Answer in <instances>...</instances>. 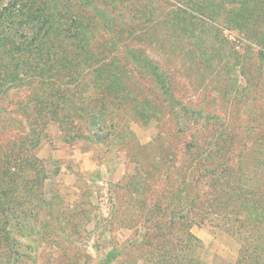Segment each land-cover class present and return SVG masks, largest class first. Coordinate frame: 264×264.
Returning <instances> with one entry per match:
<instances>
[{"label": "rangeland", "instance_id": "rangeland-1", "mask_svg": "<svg viewBox=\"0 0 264 264\" xmlns=\"http://www.w3.org/2000/svg\"><path fill=\"white\" fill-rule=\"evenodd\" d=\"M94 1L97 8L113 18L112 22L118 26L116 29L122 32L111 35L100 30L93 42L117 47V60L127 66L128 71L120 75L123 79L112 77L109 90L96 86V90H90L87 95L90 99L98 97L100 101H113L115 106L111 114L118 121L112 130L108 124L109 127L106 125L105 129L98 131L101 140L95 139L96 129L88 140L75 142L65 141L60 128L54 124L49 130V138L38 149L33 148L37 150L34 154L37 160L32 164L29 177H40L45 201L44 218L54 219V226L42 230L46 240L42 242L36 264H143V233L139 235L138 230L143 226L144 217H150L145 213L144 204H150L149 200L143 202V197L148 199L149 194L144 193L143 187L135 193L136 185L132 180L143 184L144 174L149 169L154 175L149 178V187L154 195H159L166 181L164 172L167 170L173 176L181 159H184V165H188L191 159L184 155L183 144L189 140V134L178 135L179 125L171 109L166 104L160 105L159 89L154 88L156 82L152 72L143 74V50L157 60L161 71H168V81L173 87L171 93L177 99L174 104L177 113L183 103L194 108L204 107L214 117L220 116L209 130L211 133L219 131L218 126L225 122L264 129V44L256 40L247 43L238 34L239 29L234 23L239 14L236 13L241 11L239 0ZM186 1L189 6L184 5ZM185 7L189 11L180 9ZM94 11L89 7L85 12L93 15ZM232 15L236 16L235 19H230ZM50 42L70 44L67 38H52ZM126 49H129L128 55ZM134 53L140 56L139 62L129 57ZM209 54L210 58H207ZM16 55L25 64L31 62L30 53L16 52ZM197 55L205 62L210 59V65L199 67L194 63ZM183 62L186 66L192 64V68L188 71L181 69ZM78 63L83 65L80 59ZM7 64L11 66L12 61L7 59ZM134 65L139 70H134ZM27 71L31 74L24 66L23 72ZM56 73L57 76L47 79L46 85L35 77L18 80L12 87L8 83L11 88L3 95L0 106H6L4 113L17 119L9 129L18 136L19 146L21 137L29 131L30 117L26 111L19 112L17 108L23 105V100L33 93L34 88L38 92L39 89L45 90L47 98H52L53 93H64L69 98L74 94L75 84H71V78H66L69 72L60 70ZM90 79L93 81V76ZM109 80L97 81L96 85ZM114 80H118V85L113 83ZM48 81L54 82L50 85ZM202 82L204 87H201ZM59 88L63 91L56 92ZM3 122L1 113L0 123ZM4 133L8 134L7 131ZM115 133L116 140L109 141V135ZM245 135H237L236 139H258L254 133ZM260 137H264V133ZM7 139L0 135L4 152L11 151L14 145L9 146ZM252 143L257 146L256 141ZM252 154L250 160L244 162L242 177L247 185L241 184L245 197L242 203L245 207L256 205L264 213V197L260 194V190H264V163L257 161ZM153 159L160 161L161 165L155 166L158 169L148 167ZM170 165L173 167L169 170ZM152 198L156 200L157 197ZM233 221L225 223L219 218L218 222L192 226V233L202 241L200 253L203 260L235 262L240 257L241 235L246 231ZM236 231L241 233L239 237L232 233ZM257 234L264 239V226ZM64 236L75 242H64ZM109 250L112 255L103 262ZM259 261L264 264V251Z\"/></svg>", "mask_w": 264, "mask_h": 264}, {"label": "trees", "instance_id": "trees-1", "mask_svg": "<svg viewBox=\"0 0 264 264\" xmlns=\"http://www.w3.org/2000/svg\"><path fill=\"white\" fill-rule=\"evenodd\" d=\"M239 1L241 11L236 13L239 14L234 26L239 29L242 41L252 44V40H256L264 44V0ZM184 5L189 6V2L186 1ZM89 7L95 10L93 15L85 12ZM180 9L189 11L186 7ZM203 14L206 16L208 13ZM235 17L232 15L230 19ZM112 21L107 12L97 8L94 0H0V101L4 100L3 95L15 82L25 77H35L39 83L46 85L47 79L57 76L56 72L66 70L69 72L66 78H71V84H75L72 90L74 94L70 98L64 93H53L52 98H47L45 90L39 89L38 92L34 88L33 93L23 100V105L17 110L26 111L30 122L27 135L21 137V146L17 144L18 136H14L9 129L17 123V119L4 113L6 106H0V117L2 113L4 118V122L0 123V135L8 137L9 146L14 144L13 149L6 152L0 145V264H36L42 242L46 240L42 230L54 226L53 218H44L45 201L41 194L40 177H29L32 164L37 160L34 157L37 150L33 148L38 149L49 138L52 125L60 128L65 141L75 142L88 140L96 129L95 139L101 140L98 131L108 124L112 130L117 124L118 118L111 114L115 106L113 101H100L98 97L90 99L87 95L90 90H96V86L109 90V82L114 78L123 79L120 75L128 71L127 66L117 60V47L107 43L95 45L93 42L100 30H106L111 35L122 32L116 29L118 26ZM52 38H67L70 44H49ZM55 45L60 46L53 50ZM126 51L128 55L129 49ZM16 52L30 53L31 62L26 63L28 66ZM129 57L135 62L140 60L137 53ZM207 58H210V54ZM7 59L12 61L11 66L7 64ZM78 59L83 65L78 63ZM143 61V74L152 72L156 82L154 88L159 89L157 96L160 105L166 104L171 109L179 125L178 135L189 134V140L183 144L184 155L191 158L188 165H184V159H181L173 176L167 170L164 172L166 181L159 195H154L149 187V178L154 176L149 169L144 174L143 184L132 180L136 185L135 193L143 187L144 193L149 194L148 199L143 197V202L149 200L150 204H144L147 209L145 213L150 217H144L143 226L138 230L139 235L143 233V264H259L264 239L257 233L264 226V213L256 205H243L245 197L241 184L247 185L242 176L244 162L250 160V153L257 161L264 163V137H260L264 129L225 122L218 126L219 131L211 133L209 130L221 117H214L204 107L194 108L183 103L178 107L180 113H177L174 105L177 99L171 93L173 87L168 81V71H161L157 60L144 50ZM207 61L197 55L194 63L206 68L211 60ZM24 66L30 69L31 74L23 72ZM182 67L188 71L192 64L186 66L183 62ZM133 68L139 70L138 66L134 65ZM108 79L104 84L96 85L97 81ZM48 82L52 85L54 81ZM203 82L201 87H204ZM62 91L59 88L56 92ZM248 132L254 133L259 140L236 139L237 135L246 136ZM206 134L208 138L200 137ZM109 136V141L116 140V133ZM252 141H256L257 146ZM160 165V161L153 159L148 167L158 169L155 166ZM172 167L170 165L168 169ZM260 194L264 197L263 189ZM152 196L157 197L156 200H151ZM219 218L224 219L225 223L233 219L246 231L241 235L240 257L235 262L216 260L210 263L203 260L200 253L202 241L191 231L195 224L218 222ZM233 222H229L231 226H234ZM242 229L240 232H243ZM240 232L232 233L239 237ZM63 239L64 242L70 241V244L75 242L65 236ZM110 254L111 250L103 262Z\"/></svg>", "mask_w": 264, "mask_h": 264}]
</instances>
